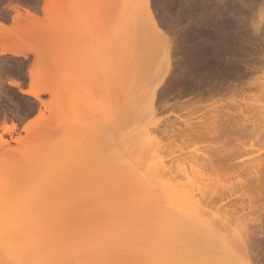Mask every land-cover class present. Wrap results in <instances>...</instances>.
I'll use <instances>...</instances> for the list:
<instances>
[{
  "label": "bare ground",
  "instance_id": "bare-ground-1",
  "mask_svg": "<svg viewBox=\"0 0 264 264\" xmlns=\"http://www.w3.org/2000/svg\"><path fill=\"white\" fill-rule=\"evenodd\" d=\"M44 1L47 6L49 0ZM217 3L213 0V5L209 6L206 0H199L186 9L179 6L176 8L178 17L183 15L185 20L188 17L192 19L188 25H191L190 28L195 30L194 35L198 34L200 39L197 40L199 41L197 50L192 51L194 55L190 56L185 67H181L183 74L179 81L186 88L201 77L208 79L209 75H220L226 80L224 79L222 83H214V87H206L205 93L199 91L196 97L187 99L184 104L174 102L171 106L157 105L158 99L155 96L159 85L174 69L173 45L170 44L165 50L155 29V22L150 17H145L138 7H128L116 20L106 17L103 13L99 16L96 26V29L98 28L96 36H99H95L93 40L97 44L104 43L105 40L106 43L104 46L95 43L96 47L101 48L99 52L96 48L97 58L100 59L98 61H101L97 73L99 72L101 79L97 81V90H95L98 93L96 95H99L97 97L101 107L99 120L94 125L103 122L106 126L100 125L97 128L92 126L89 129H93L89 131L90 139L88 137L85 144L79 148L75 146L70 148V137L77 124L68 125L58 135V137L61 135L59 140L49 139L42 151L39 150L38 154L33 157L28 156L25 162L23 161V171L21 170L20 176L17 177L19 181L23 179L22 181L33 183L36 194L27 195L21 200L14 198V200L18 199L13 200L14 202L8 200L1 202L0 240L7 242L14 240V244H11L13 246L10 249L7 248L10 244L6 243L7 247L4 246V249L7 248L6 254L3 259L1 258L0 264H72L80 257L87 259V262L113 264L117 256L114 251L106 252L109 246L108 239H89L93 237L92 232H89L91 234L89 238L83 235L79 238L75 230H78L76 229L78 226L84 225L104 226L110 219L117 218L112 215L125 213L132 214L138 219H159L162 224L175 220L179 227L176 242L179 264H238L239 261L255 264L254 260L257 258L253 253V243L250 238L252 232L249 227L254 225L260 231H264L262 218L264 216V156L260 154L246 160L241 159L253 152L245 149L247 145L250 148L254 145H258L259 148L264 147V106L255 107V104L249 106L251 104L245 103L247 101L245 97L249 95L248 91L251 93L255 90L261 93L262 96L258 94L261 98L264 97V73L254 75L249 71L251 76L249 74L243 76L248 78L243 82L249 81L246 86L240 84L238 80L242 78L237 77V83L232 82L234 88L229 87L231 84L229 78L235 68L230 57L232 54L229 52L239 44V41L228 36L227 20L223 21L220 18L222 20L220 22L217 15L220 24L212 21L213 24L210 23V26L209 22L203 21L206 4L209 7H217L219 5ZM46 10L47 7H44L45 13ZM23 12V15L19 11L16 12L11 27L7 28L0 22L2 35L0 56L26 58L28 50L23 48L24 44L17 40L18 37L16 38L13 31H20L27 22L28 28H32V22L37 15L25 8ZM224 15L223 17L226 16ZM138 24L145 27L148 35L134 33V28ZM209 26L214 29H210L212 33L206 30ZM258 30L256 26L255 32ZM148 36L150 39L147 38ZM152 40H156L155 43ZM152 43H157V48ZM35 76L30 71L32 80L28 89H23L18 80H12L9 76L7 85L41 102L40 94L47 92V89L39 87L40 82ZM234 76L236 78L238 74ZM204 81L197 84L201 90L202 84L207 83ZM240 82L243 83L242 80ZM57 92L54 91L53 95L56 93L64 100L65 91ZM65 103L64 101L62 105L64 106ZM167 107L170 113L183 112L188 119L174 116L175 119L177 118L176 121L178 120V126L175 120L170 122L166 119L163 124L154 122L155 115L161 114ZM110 108L116 115L101 116ZM142 111L147 112L153 128L146 129V127L144 131L137 132L136 117H139L137 113ZM199 113L202 115L192 118ZM193 120L197 121L192 122ZM33 124V120L28 122L23 127V131ZM2 129L4 133L11 135L15 127L4 125ZM119 131L124 133L117 137L112 135L115 132L119 134ZM106 137H108L107 143L103 140H107ZM161 140H165L166 143L163 147L172 148L173 151L176 149L177 152H182L183 146L194 142L205 145L201 154L192 152L194 154L190 153L189 157L185 156L190 165L187 169L195 172L192 179L185 169L180 170L183 175L179 173L177 175L174 173L175 170H172L174 168L172 164L179 163V159L182 158L181 153L176 155L179 156L174 162L171 161L170 166L162 161L163 157L161 158L160 155L163 152L161 154L157 152V146L163 144ZM136 143H139V146ZM8 144L0 134V146ZM173 151L172 153H175ZM182 177L187 179L186 185L181 184ZM89 183L91 187L87 188ZM63 223L65 225L70 223L72 226L69 227L72 228L61 226L60 230L69 232L74 230L75 238L71 236L72 234L69 235L70 233L68 235L72 238H68L65 232L58 233L57 237L56 233H52L57 232L58 225ZM21 224L24 226L22 229L24 231L13 232ZM36 224L45 227L41 231L38 230L40 234L38 232L30 234L26 231L28 228L32 230ZM61 233L68 237H61ZM167 245L168 241L166 242V237L163 235L160 242L121 241L117 244L122 250L159 249L156 251L160 257L159 264H166ZM28 248L35 249V254L30 255L27 251L26 253L25 250Z\"/></svg>",
  "mask_w": 264,
  "mask_h": 264
},
{
  "label": "rangeland",
  "instance_id": "rangeland-1",
  "mask_svg": "<svg viewBox=\"0 0 264 264\" xmlns=\"http://www.w3.org/2000/svg\"><path fill=\"white\" fill-rule=\"evenodd\" d=\"M206 1L208 2L209 6L213 5V0ZM139 2V0H49L46 6V2L44 0L0 1V22L6 26L9 21H11V25L6 26L7 28L13 25V19L15 18L17 11L23 15V9L25 8L37 15V19L35 18L32 22V28H28V22L26 24L23 22V26L26 25L25 27H22L20 31H13L16 38L18 37L17 40L24 44L23 48L26 51L28 50L26 58H13L10 55L0 56V88L6 90L3 96L0 97V134L2 135V139L9 143L3 147L0 146V204L4 201L7 202L6 200L13 201L14 198H19V200H21L27 195L33 194L34 196L36 194L35 185L33 183L22 181L23 179L19 181L18 179L23 168L22 163L28 156L33 157L35 154L39 153V150L45 148L49 139L59 140L61 135L59 137L58 135L62 133V129H65L68 127V125L77 124L75 131L70 137V148H73L74 146L79 148L85 144V141L88 137L90 139L89 131H93V129H89L92 126H96L94 124L97 120H99L100 116L98 114L101 107V103H99L98 99L99 95H96L98 93L95 92V90H97L96 83L101 79V76L99 78L98 75L99 72L97 73L98 67H100L98 65L101 63V61H98L100 59L97 58V53L101 48L96 47V42L93 40L99 36H96V33H98V31L96 32V30H98V28L96 29L97 19L103 13L106 14V17L116 20L122 11L126 10L128 7H138ZM215 2L219 3L217 7H209L208 4H206L208 7H204L206 12L203 10V18H205L203 21L205 23L209 22L208 25H210V23L213 24L212 21H217L220 18L223 19V21L227 20V28H229V34L227 33L228 36L233 37V40H236L237 42L239 41V44H236V46H234V48L229 52L232 54L230 57L232 58V63L235 65L234 69L236 71L235 72L234 69L232 70L233 73L230 71V73L233 75L230 76L231 78H229V81L231 82L229 87L231 88V86H233L232 88H234L232 82L236 84L237 77L238 79L241 77L243 82V80H248V78H244L247 76L246 74L251 76L249 71L254 75L256 73L257 75H260L261 72L264 73V24L261 23L260 19L261 12L264 11V0H215ZM8 5L11 6L8 7ZM12 7L14 8L13 10L15 12L13 16L10 17L9 14ZM44 7H47L46 13L43 11ZM217 15L219 19H217ZM223 15L225 17H223ZM221 19L220 22H222ZM191 20L192 19L189 17L187 20H185L187 27L185 26L184 28L180 29L179 34L172 40L171 45H173L172 53L174 56L172 58L174 61L172 66L174 69L171 75L167 76L162 84L157 88V95H155L158 99L157 105L171 106L174 102L179 104L186 102L188 101L187 99L196 97L199 91L206 92V87H214V83L218 84V82L222 83L226 80V78L223 76L221 77L220 75H209L208 79H201L203 78L201 77L200 79L194 81L190 86H187L189 88L186 86V88H184L182 82L179 81L183 74L181 72V67H185L184 65L190 60V56L194 55L193 52L197 50L200 41L198 34L194 35L195 30H192L190 28L191 25H188L191 23ZM234 20L238 21L239 23L233 24ZM217 22L220 24L219 21ZM256 26L259 28L257 32H255ZM209 27L206 28V30L212 33V30H214L213 28L215 26L213 25V28ZM211 28L212 32L210 31ZM202 29L204 30L205 27ZM22 30L24 31L22 32ZM138 32L143 35H148V31L141 24L136 25L134 28V33L137 34ZM1 37L2 35L0 34V38ZM147 38L150 39L149 36ZM200 38L205 39V37L202 36H200ZM195 40L197 44L195 43ZM152 41L155 43L156 40ZM105 43L106 40L104 43L102 42L101 44H96L99 46H104ZM154 45L156 46L155 48H157L158 44L156 43ZM154 45L152 48H154ZM96 48H98V52ZM147 65L144 67L147 68ZM30 71L36 75V80L40 82L38 83L39 87L47 89V92L40 94L41 102H38L27 95L21 94L17 89L7 85L9 76V78L12 80H18V82L21 83L23 89L30 87L32 80L30 77ZM237 74L238 76L235 78L234 75ZM37 76L40 77L37 78ZM165 80H168V84L161 90V86L164 85ZM203 81L204 83H207H205V85L202 84L201 90L197 84ZM240 81L238 80L240 84H244L243 86H246L245 84L249 82L244 81L245 83H241ZM195 83L196 85H194ZM58 90L65 91L66 97L64 100L56 95ZM54 91L56 92L55 95H53ZM252 91L251 93L248 91L247 94L249 95L245 97L247 100L245 103L248 105L251 104L249 106H254L255 104V107L257 105L264 106V97H260L262 96L260 95L261 93H258L255 90ZM64 101L66 103L63 106L62 104ZM168 108L169 107H167L165 111L163 110L161 114L157 113L153 121L156 123L158 122V124H163L166 119L170 122H173L174 120L176 121L177 118L175 119L174 116L177 117V115L180 117L182 116V119H188L183 112L176 111L177 113H170V109ZM110 109L104 111L103 115L101 114V116H111L114 111ZM137 115L139 116L136 117V121L138 122V127L136 130L137 132L144 131L146 127V129L153 128V126L150 125V117L147 116L146 111L139 112ZM198 115L202 114H196L192 118L195 119V117ZM32 120L34 121V124L26 131H23V127ZM194 121L197 120H193L192 122ZM99 123L103 127L106 126V124L103 122ZM96 124V128L100 126L98 123ZM4 125H13L15 127L11 135L3 132L2 128ZM176 125L178 126L179 123L177 122ZM122 133H124V131H119V134L118 132H115L112 135L117 137ZM53 135L57 136L54 137ZM53 137L54 139H52ZM107 138L108 137H106V139ZM15 139L17 142L14 141ZM103 140L105 143L108 142V139ZM161 141L163 144H159V146H157V152L160 154L161 152L164 153L160 155L161 158L163 157L162 161H164V163L167 162L165 164L170 166L171 161L174 162V159L179 156L176 155L181 153L180 155H183L182 158L179 159V163L176 164V162H174V164H172V166L174 165L172 170H175L174 173L177 175L178 173L179 175H183V173H180V170L185 169L189 175V178L192 179V177L195 176V172L192 171V174L191 169H189L190 165L185 158L194 153L197 155L201 154V150H203L205 145H202L198 142L195 144L194 142L191 145L187 144L186 146H183L184 150L182 152H177L176 149L173 151L172 148H165V146L163 147V145H166V143L165 140ZM136 145L139 146V143H136ZM262 147L263 146L260 148ZM260 148L258 145H254L252 148L247 145L245 149L253 150V152H251V155L249 156H244L241 160H246L251 156L255 157L260 154L263 157L264 155L262 153H264V147L261 150ZM172 151L175 153H172ZM188 166L189 168L187 169ZM22 173L24 174L25 172ZM182 178L183 179H180L181 184L186 185L187 179L184 177ZM15 179L18 180L15 181ZM88 185L89 186L87 188L91 187L90 183ZM84 187L86 186L84 185ZM186 189H189V187H186ZM126 191L128 195L131 196V193L128 191V189H126ZM112 216L117 218L110 219L111 222L109 220L108 223L104 224V226L98 224L78 226L76 228L78 230H75L76 232L74 230H70L72 232H69L65 229V231L60 230L61 226L62 228H72L69 227L71 225L70 223L69 225H65L66 222H64L65 224H60L58 225L59 227L56 226L59 228V232L57 228L55 229L57 232H52L55 227L52 230H46V232L50 231L54 234L56 233L55 236L59 235L58 233L60 232H65L67 235L70 233L69 235L72 234L71 236H73V232H75L77 233V235H75L79 236V238H82L80 237L82 235L83 237H88L92 232V236L94 238L91 236L92 238L88 237L89 239H108L107 243L109 246L107 247L106 252L113 253L114 251L117 256V259H115L113 264H159L160 257L156 253V251H159V249L155 251L136 248L122 250L119 249L117 244L121 241H128L130 243H136L140 241L148 243L157 241L160 242V239L163 235V237H166V242L168 241V247H166L167 249L165 254L166 264H179V259L177 257L178 249H176L179 227L175 220H170L169 222L162 224L159 219H138L134 218V215L126 213ZM262 218L264 219V216H262ZM20 226L19 228L14 229L13 232L18 233L24 231L22 230L24 229V226L22 224ZM39 226L42 227L41 224H36L32 227V230L28 228L26 231L30 232V234H37V232L40 234L39 231L45 227L40 228ZM252 226L253 227H249L250 232H252L250 238L251 243H253V253L257 258L254 260V263L264 264V231L262 232L258 228L254 227V225ZM62 233L60 236L63 238L64 236H69H66ZM71 236L68 238H72ZM73 238H75V236H73ZM13 242L14 240H9L8 242L6 240H0V260L1 258L3 259V256L6 254L5 249L12 248L13 245L11 244H14ZM6 243L10 244V246L7 247ZM4 246L7 248L4 249ZM32 249L28 248L25 250V252L27 251L30 253V255H33L35 254V249ZM32 251L34 253H32ZM2 252L5 253L3 254ZM119 252L123 257H121V255L119 256ZM75 262L76 263L72 264H105L98 261L95 263L87 262V259L84 257L78 258Z\"/></svg>",
  "mask_w": 264,
  "mask_h": 264
},
{
  "label": "snow or ice",
  "instance_id": "snow-or-ice-1",
  "mask_svg": "<svg viewBox=\"0 0 264 264\" xmlns=\"http://www.w3.org/2000/svg\"><path fill=\"white\" fill-rule=\"evenodd\" d=\"M198 2L199 0H140L138 8L145 17H150L155 22V29L159 33L163 47L167 50L172 40L179 34V30L186 26L183 15L177 16V6L186 9ZM260 19L261 23L264 24V11L261 12ZM238 23V21H233V24ZM167 84L168 80H165L161 90ZM5 91V89L0 88V97ZM238 264H245V262L239 261Z\"/></svg>",
  "mask_w": 264,
  "mask_h": 264
},
{
  "label": "crops",
  "instance_id": "crops-1",
  "mask_svg": "<svg viewBox=\"0 0 264 264\" xmlns=\"http://www.w3.org/2000/svg\"><path fill=\"white\" fill-rule=\"evenodd\" d=\"M14 12H15V11H14L13 9H10V14H9V15L12 17L13 14H14ZM10 25H11V21H9V23H8L6 26H10ZM27 86H28V85H27ZM27 88H28V87H27ZM27 88H26V89H27Z\"/></svg>",
  "mask_w": 264,
  "mask_h": 264
},
{
  "label": "flooded vegetation",
  "instance_id": "flooded-vegetation-1",
  "mask_svg": "<svg viewBox=\"0 0 264 264\" xmlns=\"http://www.w3.org/2000/svg\"><path fill=\"white\" fill-rule=\"evenodd\" d=\"M10 16V15H9ZM11 17V16H10Z\"/></svg>",
  "mask_w": 264,
  "mask_h": 264
}]
</instances>
